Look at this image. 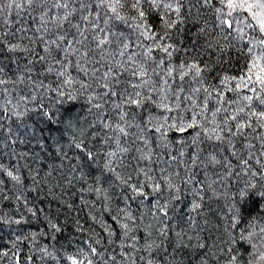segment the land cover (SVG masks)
<instances>
[{"label": "trees", "instance_id": "16d2710c", "mask_svg": "<svg viewBox=\"0 0 264 264\" xmlns=\"http://www.w3.org/2000/svg\"><path fill=\"white\" fill-rule=\"evenodd\" d=\"M213 4L215 8L203 9L199 14H196L194 10L192 18L180 26L181 31L176 36L180 51L173 54L171 64L178 68L185 61L191 63L195 60L202 66H206L203 73L205 86L214 87L217 92H221L223 100L234 101L245 92L230 89H236V85L240 84L242 79L252 75L249 70L252 69L253 59H257L260 54V49L257 47L250 54L246 46L249 36L239 40L235 38V32L228 35L226 28L224 30L218 28L217 16L220 13L216 9H222L223 5L220 0H213ZM224 11L226 12L227 9ZM239 15L242 18L244 13ZM149 20L159 32L161 26L155 12L149 16ZM21 25L27 31H20ZM240 26L243 27V25ZM35 27L36 25L29 18L28 11L13 10L11 16L0 14V36L8 31L15 32V35H10L8 39L13 43L18 42L21 49L30 47L35 50V53L43 55L41 51L43 46L36 38ZM118 29L130 35L136 44L141 43L140 40H136V33L130 26L118 24ZM244 31L257 35L249 28H244ZM141 39L145 44L151 43L145 38ZM139 50L133 49V51ZM8 55L6 51L0 53V59H3L9 67H14L6 59ZM153 56L157 60L161 57L166 61L169 59L159 51L154 52ZM25 57L33 59V56H29L24 51L15 54L21 66L26 62ZM257 63L264 67V60L257 59ZM44 67L46 65L36 64L39 78L52 89L59 87L61 80L57 79L54 73L45 75ZM69 71L77 80H88V77L76 68H70ZM255 71L256 69H253V72ZM225 78H228L227 83H222ZM157 79L153 77L154 81ZM176 84H183L186 91L195 86L190 77H185L184 81L177 79ZM4 87L17 97L28 91L23 85L8 84L0 86V89ZM64 88L63 97H58L54 91L49 92L44 103L50 104L51 110H56L55 123L51 125L52 131L50 134L45 131V136L50 135L51 138L58 139L62 152L66 155H62L61 151L57 150L55 140L51 138L49 139L50 147L46 152L31 146H17V152L35 151L39 153V157L33 156L27 160L17 158V167L25 178L24 196L20 201H16L14 197L9 200H0V216L4 219H22L18 225L0 222V264H14L10 250H13V242L18 235L29 237L19 243L15 249L23 253L25 260L33 255L32 249H36L34 253L36 258L29 264H72V258L83 260L88 256L90 246L105 249L106 257L116 256V264H145L148 252L140 249L149 239V234H151V240L161 245V250L154 252L156 264H165V260L171 261L173 257L178 264H200L203 258L207 259L208 264H229L231 256L237 257V264H247L245 256L249 248L246 242L248 240L237 234L239 227H237L236 219L238 218V223L243 222L251 227V223L259 216L264 217V197L259 195V191H264V188H261L264 181H260L259 176L251 180V183L256 184V188H249L247 182L250 177L244 171H240L239 175H228L227 179L222 180L225 170L218 165L215 167H205L203 164L192 166L188 162L191 148L186 149L184 157H179L182 137L175 130L166 133L168 148L157 147L161 144L159 133L152 131L147 133L149 144L156 153L153 156V162L148 165L151 168L153 180H148L143 173H138L137 166L145 167L146 162L137 161L135 152L125 154L123 157L119 155L114 157L116 171L109 172L106 167L108 152L115 150L116 145L108 141L105 136L108 129L101 127L100 118L104 114L109 122L118 120V116L111 109V101L98 111L88 102L91 91L83 92L78 83L65 85ZM68 93H71V97ZM148 94L154 99L142 108L135 109L137 122H140V116L144 117L145 123L149 117L154 118V123L161 122L165 118H171L169 120L171 123L177 118V110L165 111L162 106H158L160 97L152 93L150 89ZM216 100L217 96L214 92L209 100V106H216ZM32 116L35 119L34 113ZM179 116L187 121L191 113L181 108ZM38 126L45 127L43 123ZM253 127L256 128V125ZM132 131L138 130L132 129ZM247 131L248 139L256 144L254 151L259 155L261 141L253 137L264 133V129L258 128L256 132L252 129ZM108 135L112 133L108 132ZM194 135L195 130H191L190 133L184 134L183 139L190 141ZM74 139L76 142L83 140L88 145V149L96 155V160L84 159V154L72 146ZM130 139L131 137L125 138V140ZM246 143L247 141L241 138L237 142V148L243 152V145ZM214 144L215 142L207 141L201 144V148L205 150L204 156L214 150ZM169 153L178 156V160L173 161ZM223 155L227 156L234 165L237 164L230 151H223ZM260 160L264 163V156H261ZM0 162L8 165L13 163V159L7 155H0ZM251 166L253 170L260 167L255 157L251 160ZM236 171H239V168ZM117 173L122 178L131 176L132 184L147 183L148 187L144 189L147 198L135 196L126 185L116 179ZM176 173L179 175H175ZM193 174V180L185 185L183 180ZM169 176L181 189L179 200H170L169 191L163 184ZM155 182L162 183V192H153ZM208 184H211V188L207 187ZM242 185L247 186L243 191L245 194H239L234 200L233 189L240 188ZM194 187L197 190L203 189L202 200H199L191 191ZM9 188L11 189V185ZM157 200L161 203L169 201L168 217L163 219V223L157 212ZM197 201L201 207L193 211L192 204ZM30 208L36 212V215H32ZM129 213L133 217L132 220L127 219ZM114 217L117 219L114 220ZM122 223L129 224L132 229L129 235H134L136 239V250L128 248L127 254L121 247V241L124 240ZM51 225H56L59 230H55ZM164 226H167V236L161 237L159 230ZM177 233L187 234L184 247L178 246ZM96 241L100 243L97 244ZM128 243L131 244L132 241ZM200 244L205 247L200 248ZM43 248H47L51 255H44L41 259L40 249ZM164 249L167 250L166 254ZM5 251L9 252V256L2 255ZM128 256L132 259H128ZM139 257L144 259L141 260ZM93 264H103V262L97 258Z\"/></svg>", "mask_w": 264, "mask_h": 264}, {"label": "snow or ice", "instance_id": "6c2138e0", "mask_svg": "<svg viewBox=\"0 0 264 264\" xmlns=\"http://www.w3.org/2000/svg\"><path fill=\"white\" fill-rule=\"evenodd\" d=\"M220 2L223 8L216 9L220 13L217 16L219 23L216 26L221 30L226 28L228 35L235 32V38L239 40L249 36L248 45H246L249 53H253L259 47L260 54L257 59L264 60V0H220ZM207 8H215L213 0H0V14L11 16L13 10L28 11L31 22L36 25V38L43 46L41 49L43 55H40L30 47L21 49L18 42L13 43L8 39L10 35L14 36L15 32L8 31L0 36V53L6 51L9 54L6 59L14 66L9 67L3 59H0V86L23 85L28 89L26 94L18 97L8 92L6 87L0 89V101H2L0 102V155H7L13 159V163L8 165L0 162V200H9L14 197L16 201H20L24 196L25 178L17 167V158L19 160H27L33 156L38 158L39 153L17 152V146L25 145L34 149L38 148L43 152L47 151L51 136L46 137L45 131L51 133L56 110H51L52 106L45 104L44 99L48 97L49 92L53 91L58 97H63L64 86L73 83H78L83 92L91 91L88 102L92 108L99 111L111 101V109L118 116V120L114 122H109L104 114L100 118L101 127L112 133L108 135V132H105V136L108 141L116 145L115 150L108 152L106 167L109 172L116 171L114 157L118 155L123 157L125 154L135 152L137 161L146 162L145 167L137 166L138 173H143L148 180H153L151 168L148 165L153 162V156L156 153L149 144L147 133L149 131L159 133L161 144L157 147L168 148L166 133L175 130L182 137L179 157H184L186 149L191 148L188 162L192 166L203 164L205 167H215L218 165L225 170L222 180L227 179L228 175H239L240 171H244L250 177L247 182L249 188H256V184L251 183V180H255L257 176L260 181H264V163L260 160V157L264 156V133L253 137L261 141V151L257 155L254 151L256 144L248 139L247 131L252 129L256 132L258 128L264 129V67L257 63V59H253L252 69L249 70L252 75L242 79L240 84L236 85V89H230L242 90L245 94L239 96L237 100L225 101L221 92H217L214 87L205 86L203 73L206 66H202L195 60L191 63L185 61L178 68L171 64L173 54L180 51L177 47L179 41L176 39L181 31L180 26L192 18L194 10L196 14H199L201 10ZM224 9L227 11L225 12ZM153 12L161 26L159 32L149 20ZM240 13H244L242 18ZM118 24L130 26L136 33V40H140L141 43L136 44L130 35L119 30ZM244 28L251 29V32L257 35L245 33ZM19 30L27 31L22 25ZM141 38L151 43L145 44ZM134 48L140 50L133 51ZM19 51L33 56V59L25 57L26 62L21 66L15 58V54ZM157 51L169 59L166 61L161 57L157 60L153 56V53ZM37 63L46 65L43 68L45 75L54 73L57 79L61 80L59 87L52 89L39 78ZM70 68L78 69L88 77V80H77L72 77ZM253 69L256 71L253 72ZM34 73L36 75H33ZM154 76L158 78L155 81ZM185 77H190L195 84L187 91L183 84H176L177 79L184 81ZM227 80L228 78H225L222 83H227ZM149 89L160 97L158 106H162L167 112L177 110L178 116L171 123L169 122L171 118L154 123L152 117H149L145 123L143 116H140V122L136 121L135 109L142 108L154 99L148 94ZM214 92L217 96L216 106L210 107L209 100ZM201 94H203L202 97ZM68 96L71 97V93H68ZM181 108L191 113L187 121L179 116ZM33 113L35 119H33ZM40 123H43L45 127H39ZM253 125H256V128ZM132 129L138 131H132ZM191 130H195V135L190 141H186L183 136ZM129 137H131L130 140H125ZM241 138L247 141L243 145V152L237 148V142ZM51 139L55 140L57 150L61 151L62 155H66L62 152L59 140ZM205 141L215 142L214 150L209 151L207 156L203 155L205 150L201 148V144ZM72 146L84 154V159L96 160V155L88 149V145L83 140L76 142L74 139ZM223 151H230L237 164L234 165L227 156L223 155ZM253 157L260 165L256 170H253L251 166ZM171 159L176 161L178 156L171 155ZM237 168L239 171H236ZM193 178L194 174L189 175L183 183L187 185ZM116 179L126 185L135 196L147 198L144 191L148 187L147 183L132 184L131 176L122 178L119 173ZM163 184L169 191L170 200H179L181 189L171 176L164 180ZM207 187L211 188V184ZM261 188H264V183L261 184ZM152 190L154 193L162 192V183L155 182ZM191 191L199 200L203 199L201 195L203 189L197 190L194 187ZM259 195L264 197V191H259ZM156 206L160 221L163 223V219L168 217L169 201L161 203L157 200ZM200 207L199 201L192 204L193 211ZM29 211L32 215H36L31 208ZM115 219L117 218L114 217ZM127 219H133L130 213ZM0 222L18 225L22 219H4L0 216ZM51 226L59 230L56 225ZM121 228L124 236L121 247L125 249L126 254L128 248L135 251L136 239L134 235H129L132 231L129 224L122 223ZM261 231L264 232V229ZM254 235L249 233L247 239L251 241ZM150 236L151 234L140 250L148 252L145 264H156L154 252L160 251L161 245L151 240ZM159 236H167V226L159 230ZM177 237L178 246L184 247L187 234L177 233ZM27 239L29 237L16 236L13 250H10L14 264H29L36 258L34 255L36 249H32L33 255L28 256L26 260L22 252L15 250L19 243ZM128 241L132 243L129 244ZM96 243L99 244L100 241ZM199 247L203 248L205 245L200 244ZM40 251L41 259L44 255H51L47 248ZM164 252L166 254L167 250L164 249ZM2 255L7 257L9 252L5 251ZM97 258L103 264H116V256L106 257L105 249L92 246L88 249V256L83 260L74 257L72 264H93ZM260 258L264 260V255ZM128 259L132 257L128 256ZM139 259L144 258L139 257ZM161 259L164 258L161 257ZM165 264H178V262L173 257L171 261L165 260ZM200 264H208L207 259H201ZM229 264H237V257L231 256Z\"/></svg>", "mask_w": 264, "mask_h": 264}, {"label": "rangeland", "instance_id": "374dc122", "mask_svg": "<svg viewBox=\"0 0 264 264\" xmlns=\"http://www.w3.org/2000/svg\"><path fill=\"white\" fill-rule=\"evenodd\" d=\"M241 27V26H240ZM246 185H242L240 188L233 189L234 192V200L239 196V194L243 193L245 190ZM248 186V185H247ZM246 186V187H247ZM234 188V187H233ZM237 218V217H236ZM263 216H259L256 220H254L253 223L247 226L248 224L238 223L236 219L237 227V234L244 236L245 240L247 242L248 253L245 256L247 259V264H264V260H262L260 257L264 255V232L261 230L264 229V220ZM260 219V220H259ZM249 233H254L255 235L252 237L251 241L247 239L249 236ZM240 247V246H239Z\"/></svg>", "mask_w": 264, "mask_h": 264}]
</instances>
